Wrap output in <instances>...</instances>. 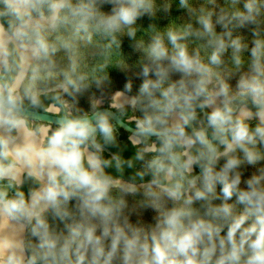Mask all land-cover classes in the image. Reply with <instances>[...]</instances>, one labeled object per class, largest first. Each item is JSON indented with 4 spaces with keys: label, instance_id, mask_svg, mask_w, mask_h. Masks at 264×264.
<instances>
[{
    "label": "clouds",
    "instance_id": "clouds-1",
    "mask_svg": "<svg viewBox=\"0 0 264 264\" xmlns=\"http://www.w3.org/2000/svg\"><path fill=\"white\" fill-rule=\"evenodd\" d=\"M174 2L0 0V264H264V0Z\"/></svg>",
    "mask_w": 264,
    "mask_h": 264
},
{
    "label": "trees",
    "instance_id": "trees-1",
    "mask_svg": "<svg viewBox=\"0 0 264 264\" xmlns=\"http://www.w3.org/2000/svg\"><path fill=\"white\" fill-rule=\"evenodd\" d=\"M178 5V0H175L173 3L172 11L170 16H165L163 13H160L159 16L160 18L157 19L156 23L160 26H164L169 23V20L175 19L177 22H182V16L180 13H184L183 10H180L177 8ZM151 21L145 17L139 23L143 27H147V25ZM95 43L91 46L88 47H83L82 48V55H83V68L85 71L91 72V70L96 67L99 63L102 62V57H101V47L107 43L103 38L101 37H95L94 38ZM130 41L126 38L123 37L121 38V47L119 49H116L115 47L113 48L112 56L108 62L107 67L104 69V72L110 75V79L112 82V90L117 89V88H122L123 84L125 83V74L131 76L132 71L134 70V66L138 62V54L133 51V49L130 47ZM57 65L58 67L62 68L66 66L67 64V59L65 56L57 54ZM121 61H123V66L121 64ZM126 66V67H125ZM103 74V73H100ZM139 81L134 80V91H135V86L138 84ZM100 96V92L96 90L95 86L85 93L82 97L80 98H97ZM82 103V101H80ZM251 169H249L246 172V175H250ZM124 177L128 179L129 177V172H125ZM129 203H133V200L131 197H128ZM219 203V201H217ZM153 213L146 212L143 216V219L145 221H150L152 218ZM137 219L136 216H132V220L135 221Z\"/></svg>",
    "mask_w": 264,
    "mask_h": 264
},
{
    "label": "flooded vegetation",
    "instance_id": "flooded-vegetation-1",
    "mask_svg": "<svg viewBox=\"0 0 264 264\" xmlns=\"http://www.w3.org/2000/svg\"><path fill=\"white\" fill-rule=\"evenodd\" d=\"M42 99H44L43 97H42ZM65 99H68L69 101H70V103H73V110H75L76 108H83L84 110H89V106H88V103H87V101H88V99L87 98H78L79 99V102L78 103H74V102H72L71 101V98H69V97H65ZM94 99H96V98H94ZM80 101H82V103H80ZM52 102L50 101V100H44V104L47 106V105H49V104H51ZM105 107H107V102H105V105H104ZM34 112H37V113H40V114H45V115H51V116H53V114L52 113H45L44 111H43V109L41 108V109H37V110H34ZM131 113H129V118H131ZM43 122V121H42ZM45 123H47V122H45ZM53 126H55V125H53ZM127 135H128V133L125 131V130H123L122 128L119 130V140H120V142H121V144L122 145H127V139H126V137H127ZM111 151H115V149H112ZM133 151V149L130 147V146H128L127 147V151L126 152H124L123 154L125 155V156H127V155H129L131 152ZM105 155L107 156L108 155V153L106 152L105 153ZM197 171H199L198 169H197ZM125 178V177H124ZM126 179V178H125ZM127 180V179H126Z\"/></svg>",
    "mask_w": 264,
    "mask_h": 264
},
{
    "label": "water",
    "instance_id": "water-1",
    "mask_svg": "<svg viewBox=\"0 0 264 264\" xmlns=\"http://www.w3.org/2000/svg\"><path fill=\"white\" fill-rule=\"evenodd\" d=\"M35 115H36L37 118H39V120H41L43 122H47V123L50 122L51 120H54L55 119L54 116L40 114V113H37V112H35ZM122 129L125 130L123 127H122Z\"/></svg>",
    "mask_w": 264,
    "mask_h": 264
},
{
    "label": "rangeland",
    "instance_id": "rangeland-1",
    "mask_svg": "<svg viewBox=\"0 0 264 264\" xmlns=\"http://www.w3.org/2000/svg\"><path fill=\"white\" fill-rule=\"evenodd\" d=\"M106 10H107V9H106ZM180 15L182 16V20H186V19H187V15H186L185 12H184V13H180ZM182 22H183V21H182ZM59 55L65 56L63 52H60ZM56 58H57V55H56ZM57 61H58V60L56 59V62H57ZM233 83H235V81H233ZM92 100H94L93 97L88 98L87 103H88V106H89V107H90V103H91Z\"/></svg>",
    "mask_w": 264,
    "mask_h": 264
}]
</instances>
